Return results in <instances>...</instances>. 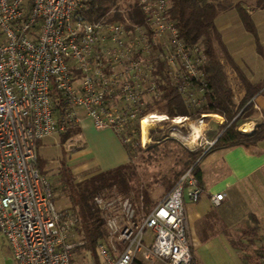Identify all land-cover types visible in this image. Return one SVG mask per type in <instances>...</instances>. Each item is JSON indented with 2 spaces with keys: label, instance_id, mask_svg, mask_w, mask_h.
Instances as JSON below:
<instances>
[{
  "label": "built area",
  "instance_id": "1",
  "mask_svg": "<svg viewBox=\"0 0 264 264\" xmlns=\"http://www.w3.org/2000/svg\"><path fill=\"white\" fill-rule=\"evenodd\" d=\"M84 2L0 0V237L16 264H201L191 254L184 207V196L196 201L202 192L191 167L146 213L115 187L96 192L104 234L82 255L75 250L84 240L79 217L56 206L38 168L37 141L77 126L81 110L130 149L144 143V121L169 120V135L192 149L208 150L216 139L195 132L189 116L153 109L158 64L188 108L200 107L209 93L207 57L199 43L179 37L169 0H133L142 14L134 22L131 8L120 9L121 20L109 12L89 19ZM52 91L64 103L60 113ZM222 198L221 191L211 195L214 204ZM257 263L264 264V240Z\"/></svg>",
  "mask_w": 264,
  "mask_h": 264
},
{
  "label": "crops",
  "instance_id": "2",
  "mask_svg": "<svg viewBox=\"0 0 264 264\" xmlns=\"http://www.w3.org/2000/svg\"><path fill=\"white\" fill-rule=\"evenodd\" d=\"M236 1L217 11L214 23L237 69L251 84H259L250 99L255 111L239 127L240 131L251 132L257 123L264 122V7L241 0V5L254 23L259 51L253 35L245 29L233 6ZM225 63L229 75L238 83L239 93L245 95L246 90L238 82L236 70ZM208 116L219 119H209L204 125L206 132H220L224 118L218 113ZM79 121L85 123L87 129H93L95 134L92 141L96 145L104 143L116 153V161L105 169L128 161L126 147L112 129L98 130L82 110ZM76 131L77 134L80 131L79 122ZM211 138L214 137L206 134L205 139ZM74 152V155L81 154L79 148ZM96 164L97 161L93 165ZM197 166L202 192L196 201L184 196L192 257L201 264H258L260 245L264 240V137L249 145L237 144L211 150L199 160ZM78 167L88 172L86 163H79ZM220 191L223 198L214 204L211 195ZM252 229L255 236H248L247 231L252 232Z\"/></svg>",
  "mask_w": 264,
  "mask_h": 264
},
{
  "label": "trees",
  "instance_id": "3",
  "mask_svg": "<svg viewBox=\"0 0 264 264\" xmlns=\"http://www.w3.org/2000/svg\"><path fill=\"white\" fill-rule=\"evenodd\" d=\"M119 1L85 0L84 3L87 6L86 15L89 19H99L110 9H114L109 18L121 20L123 16L120 9L131 8L133 10L128 11V17L133 19V22L142 21V14L136 8L135 3H129L126 8H123L120 6ZM241 4V0H237L233 6L236 8L245 29L253 35L256 47L260 51L254 23L249 13ZM230 5L231 2L226 4L223 0H169V15L177 29L179 37L188 45L199 43L207 57L203 73H205L209 93L206 95L205 101L200 107L194 109L188 108L180 93L177 91V88L171 85L164 75L162 64H158L155 69V75L159 90L157 101L161 104V111L165 112L169 118L174 116H189L195 118L200 116L201 113H218L224 118V121L220 132H207L209 137H215L216 139L206 152L201 153L199 149L189 150L190 162L178 173L172 182L168 183L166 190L189 167H191L193 174L197 177L198 183L200 184V170L197 165L199 160L207 152L237 144H253L264 137V122L257 123L251 132L244 133L238 129L243 122L252 117L255 111L250 99L253 93L259 88V84H251L243 73L237 69L227 53L220 33L215 26L214 18L217 11ZM255 6L264 7V0H255ZM219 50L221 51L220 54ZM225 62L229 63L236 70V74L241 79L246 90L243 99L238 104H235L232 100L227 81ZM51 99L54 103L55 111L60 113L64 103L59 100L58 93L52 91ZM72 130L73 128L60 133V139H65ZM40 141H37V145L40 144ZM124 146L129 155L130 148L126 144ZM127 162L113 168L99 170L79 181L72 175L70 167L62 164L61 178L66 182L65 186L67 188L65 193L69 195L73 210L79 217V224H81L79 232L84 239L83 243L75 248L77 254L82 255L92 252L94 243L104 234L103 218L92 201V196L96 192H108L109 189L115 187L121 194L127 195L131 199L137 212L146 213L155 205L156 202H152L146 193H142L140 196L137 193L134 196L131 195V189L127 182L129 178V166ZM45 163V160L41 159L37 152V165L42 173ZM255 228L256 221L254 218L253 229ZM247 232L248 236H255L256 234L255 230Z\"/></svg>",
  "mask_w": 264,
  "mask_h": 264
},
{
  "label": "rangeland",
  "instance_id": "4",
  "mask_svg": "<svg viewBox=\"0 0 264 264\" xmlns=\"http://www.w3.org/2000/svg\"><path fill=\"white\" fill-rule=\"evenodd\" d=\"M223 1L229 4L235 0ZM246 1L255 5V0ZM119 2L120 6L126 8L133 0H120ZM113 11L114 9H110L108 11L109 15L113 13ZM220 53L221 51L219 50V54ZM226 75L232 100L235 104H238L241 102L244 95L239 93L237 89L238 85H236L238 83L229 75L227 69ZM237 78L238 82L242 84L241 79L238 76ZM157 99L158 96L154 99L155 104L153 105V109H155L156 113H161V104ZM198 117H189L193 129L194 126L197 125L196 121ZM207 119L218 120L219 118L208 116L205 120H200L201 124L197 125V130L199 132H204L205 138L207 132L206 130L204 131V125ZM168 121L169 120H166L165 123L156 121L152 125H147L146 139L144 140L143 136H140L143 138L144 143L138 142L135 147L129 150V160L127 162L129 166V178L127 182L131 189V195L134 196L137 193L140 196L142 193H146L149 199L154 203L164 193L168 183L172 182L191 160L188 154L189 150H192L191 143L186 144L176 138H172V136L169 135L170 130ZM75 127H73L72 132H69L65 139H60L58 133H52L42 138L40 144L37 145L39 156L46 162L42 170L53 186L54 199L58 208L73 209L72 201L69 195L65 193L67 189L65 186L66 182L61 178L62 164L69 166L72 175L79 181L88 177L89 173L93 174L97 172L98 169L103 170L107 168L117 159L116 153L113 152L111 147L104 143L96 145L95 142L92 141L95 134L92 128L87 129L85 123L83 124V122L79 121L80 131L77 134L76 129H74ZM188 130L189 128L183 129L184 132ZM141 134L143 135L142 131ZM77 148L81 151L80 155L73 154ZM196 149L201 150V153H203L206 151V145L197 147ZM95 161H97V164L94 166L93 164H95ZM83 162L87 164L88 172L78 167V164ZM110 190L111 189H109L108 192H104L109 193ZM0 264H16L8 244L2 237H0Z\"/></svg>",
  "mask_w": 264,
  "mask_h": 264
},
{
  "label": "bare ground",
  "instance_id": "5",
  "mask_svg": "<svg viewBox=\"0 0 264 264\" xmlns=\"http://www.w3.org/2000/svg\"><path fill=\"white\" fill-rule=\"evenodd\" d=\"M196 124L198 125V124H201V121L198 119L197 121H196ZM147 122L146 121H144L143 123H142V132H143V135L141 134V136H143V138H144V140L146 139L145 137H146V127H147ZM197 125H195L194 126V131L195 132H197L198 130H197ZM143 138H142V140H143ZM143 140V141H144Z\"/></svg>",
  "mask_w": 264,
  "mask_h": 264
}]
</instances>
